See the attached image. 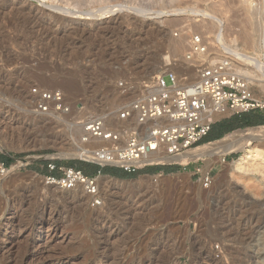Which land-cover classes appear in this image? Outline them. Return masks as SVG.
<instances>
[{"label":"rangeland","instance_id":"1","mask_svg":"<svg viewBox=\"0 0 264 264\" xmlns=\"http://www.w3.org/2000/svg\"><path fill=\"white\" fill-rule=\"evenodd\" d=\"M29 1L32 11L0 0V153L12 160L7 168L0 164V264H264V171L254 161V170L236 172L233 161L241 151L231 152L226 164L209 159L214 168L209 189L194 177L196 163L127 179L99 174L96 206L80 189L67 191L44 181L60 176L49 171L50 163L64 168L86 163L83 152L100 143L86 142L80 124L107 116L113 128L119 126L116 111L164 65L170 63L163 71L195 80L198 67L224 59L214 24L197 10L219 18L229 40L240 34L244 20L239 19L246 14L255 21L262 12L264 19V0H243L247 5L242 0ZM41 9L66 22H50ZM193 35L203 37L210 56L188 62ZM184 37L185 48L173 54L171 43ZM119 82L135 90L124 95ZM249 85L264 100V92ZM44 91L63 95L68 112L58 113L61 121H55L52 109L38 108V93ZM259 127L235 130L217 142ZM107 179L113 188L106 187Z\"/></svg>","mask_w":264,"mask_h":264},{"label":"built area","instance_id":"2","mask_svg":"<svg viewBox=\"0 0 264 264\" xmlns=\"http://www.w3.org/2000/svg\"><path fill=\"white\" fill-rule=\"evenodd\" d=\"M261 36L264 45V30ZM197 55L209 57V45L201 35L190 36L186 60L194 61ZM196 75L195 80H190L187 76L179 78L174 72L163 71L138 84L137 94L115 113L119 126L116 124L113 128V124L107 122V116L91 117L81 123L85 141L100 143L96 149L83 152L84 162L100 169L114 168L125 173L196 163L193 175L203 189H209L213 185V167L205 169L203 158L186 164L177 159L216 143L201 144L215 123L250 112H264V100L257 98L245 78L235 71L230 57L201 65ZM118 89L124 95L135 90L125 82H119ZM38 95L41 112L50 109L60 114L68 112L60 92L44 91ZM229 154L213 156L212 159L219 157L220 162L226 164ZM47 167L50 172H60L59 177L45 176L47 185L67 191L80 189L94 200L93 206L100 205V201L94 199L98 195L95 177L53 163Z\"/></svg>","mask_w":264,"mask_h":264},{"label":"bare ground","instance_id":"3","mask_svg":"<svg viewBox=\"0 0 264 264\" xmlns=\"http://www.w3.org/2000/svg\"><path fill=\"white\" fill-rule=\"evenodd\" d=\"M14 1L15 3L19 4L18 6L21 7V10H28L30 8H33V6H35L33 3H31L29 0H11ZM34 1V0H33ZM241 1V0H240ZM13 2V3H14ZM182 2V1H181ZM241 3V2H240ZM246 4L245 1L242 0V4ZM184 4V3H183ZM182 4V5H183ZM16 5V4H15ZM247 5V4H246ZM16 6V7H18ZM19 7V8H20ZM50 8V6H48ZM53 7V6H52ZM245 7V6H244ZM247 7V6H246ZM17 9V8H16ZM31 10V9H30ZM34 10V9H33ZM184 10V9H183ZM182 10V11H183ZM242 10V9H241ZM240 10V11H241ZM19 11V9H18ZM29 11V10H28ZM32 11V10H31ZM43 14H48V19L50 20V22L52 21V23H57L59 21H62L63 23H65V19L63 17H59L58 15H56L55 13L51 12V11H46V10H40ZM64 11V10H63ZM189 11V10H188ZM186 11V12H188ZM192 11V10H191ZM195 10H193L194 12ZM261 11V10H260ZM35 12V11H34ZM70 12V11H69ZM69 12L67 14H69ZM185 12V11H184ZM200 13L202 14V18L203 19H207L210 20L212 22V24H214V31L216 33L215 35V42L219 43L220 47L217 49V51H219V53L223 54V57H230L232 60L236 61L235 63L238 62V66L234 65L235 71L240 74L242 77L245 78L247 83H255V85H257V88H259L261 91L264 92V45L262 44V36L261 33L264 30V19L260 21V18L262 17V12L261 14H259V17L257 18V20L252 16H249L246 14L245 17H243L244 19L239 21H243L242 22V26H241V30L240 28L239 30V35L236 36L234 39H229L227 40L225 38V25L221 26L222 22L219 18H217L213 13L210 14L209 12L207 13L206 11H196L195 13ZM206 12V13H205ZM242 12V11H241ZM36 13V12H35ZM237 13V12H236ZM235 13V14H236ZM249 13V12H248ZM253 13V12H252ZM234 14V15H235ZM250 14V13H249ZM256 14V13H255ZM29 15V14H28ZM27 15V16H28ZM62 15H66V12L62 13ZM74 15V14H73ZM237 15V14H236ZM235 15V16H236ZM254 15V13H253ZM31 16V15H30ZM40 16V15H39ZM38 16V17H39ZM69 16V15H68ZM244 16V15H242ZM46 17V16H45ZM65 17V16H64ZM72 17V16H71ZM237 17V16H236ZM240 17V16H239ZM257 17V16H256ZM32 18H33V14H32ZM40 18V17H39ZM38 18V19H39ZM67 18V17H66ZM263 18H264V14H263ZM46 19V18H45ZM44 19V20H45ZM71 19V18H70ZM69 19V20H70ZM29 20V19H28ZM40 20V19H39ZM38 20V21H39ZM43 20V19H42ZM48 20V21H49ZM73 20V18H72ZM233 20V19H232ZM36 21V20H35ZM34 21V22H35ZM37 21V22H38ZM74 21V20H73ZM203 21V20H202ZM231 21V20H230ZM229 21V22H230ZM238 21V19H237ZM30 22V21H29ZM61 22V25H62ZM75 22V21H74ZM233 22V21H232ZM36 23V22H35ZM60 23V22H59ZM169 23H172L171 21H169ZM221 23V24H220ZM50 24V23H49ZM58 24V23H57ZM56 24V26H58ZM201 24V23H200ZM220 24V26H219ZM236 24V23H235ZM234 25V23H233ZM52 26V25H51ZM64 26V25H63ZM70 26V25H69ZM202 26V25H201ZM234 25L233 27L235 28ZM73 27V26H72ZM239 27V25L237 26ZM236 27V28H237ZM77 28V27H76ZM79 28V27H78ZM234 28H232L231 30H233ZM67 29V27H66ZM69 29V28H68ZM230 29V28H229ZM86 30V29H85ZM230 30V31H231ZM63 31V30H62ZM212 31V30H211ZM234 31V30H233ZM241 31V32H240ZM235 32L237 33V30H235ZM45 34V33H44ZM210 34V33H209ZM256 34L258 36V39H255ZM185 36V35H184ZM214 36V34H213ZM257 38V37H256ZM257 40V41H256ZM214 42V44H215ZM238 44L241 45V48H238ZM171 51L173 54H177L181 51H183V49L185 48V37L181 38L178 41L172 42L170 45ZM255 48H257V50H254ZM247 49H250V52H245ZM259 52V53H257ZM218 53V52H217ZM218 53V54H219ZM217 54V56H218ZM221 54V55H222ZM210 56V55H209ZM206 55H197L195 58L197 60H200L201 58H205ZM214 58V57H213ZM202 59V60H203ZM169 60V59H168ZM210 60V59H209ZM212 60V58H211ZM222 60V59H221ZM169 62V61H168ZM209 63V62H208ZM170 63L164 65L161 69V71H163L165 69V67L169 66ZM154 67V65H151L150 67L146 68L147 70H152V68ZM194 69V68H193ZM194 71V70H193ZM192 72V70H191ZM158 75V74H157ZM154 77V76H153ZM152 77L150 79H148L147 81L151 80ZM71 80V79H70ZM66 82V81H65ZM70 81H68V83L66 84L68 88L72 89V85L71 83H69ZM249 83V84H250ZM119 98V97H118ZM105 100V99H104ZM108 100V99H107ZM112 102V101H111ZM114 103V102H113ZM117 103V102H116ZM107 105V104H106ZM115 105V104H114ZM13 112V111H12ZM4 113H11L10 109L7 110V112ZM53 115L54 119L56 122L61 121V116L58 115V113H53L51 114ZM35 120H37L36 118H34ZM64 119V118H63ZM75 119V118H74ZM12 120V119H11ZM51 121V119H50ZM54 121V120H53ZM52 122V121H51ZM63 123V122H62ZM6 125V123H5ZM75 126H72V128ZM264 142V128H253V129H248L245 131H240L238 133H234L233 135H229L226 136L223 140L213 143L209 146H204L203 148L197 149L194 152H191V154L188 155H184L181 156L179 159H177V161L181 164H186L190 161H195L197 159L203 158L205 160V164L207 165V167L209 168V165L211 164L209 162V159H212L213 156H219L222 154H226V153H231V152H239L241 151L242 154L233 161V168L236 170V172L240 173V174H244L247 173L251 170H254V161H257L258 164L261 165V169H263L264 171V148L263 146H261V144ZM72 147V146H71ZM76 151V149H74ZM71 151V150H69ZM71 153L68 154H64L63 156H70ZM73 154V153H72ZM76 154V153H74ZM79 154V153H77ZM72 156V155H71ZM74 156V155H73ZM216 158V157H215ZM218 158V157H217ZM212 161V160H211ZM213 162V161H212ZM232 169V168H231ZM108 181H106V187L109 188H113V185L110 184L111 180L107 179ZM146 180H144L143 183H145ZM148 181V180H147ZM152 184L153 183H158L157 179L151 178ZM142 182V181H140ZM139 183V182H138ZM147 183V182H146ZM151 184V183H150ZM100 185V184H99ZM154 185V184H153ZM137 186V185H136ZM147 187V186H146ZM150 187V186H149ZM59 188V187H57ZM148 188V187H147ZM60 189V188H59ZM157 190V189H156ZM155 190V191H156ZM167 201L169 202L171 200V193H167ZM144 213V212H143ZM253 251V250H251ZM256 253V251H255ZM247 255V254H246ZM209 257V256H208ZM247 257V256H246ZM250 257V256H249ZM257 257V256H256ZM211 258V257H210ZM214 259V258H213ZM250 259H253V256L250 257ZM256 260V259H255ZM209 262V261H208ZM212 262V260H211ZM133 263V262H132ZM210 264V263H209ZM213 264V263H212ZM215 264V261H214Z\"/></svg>","mask_w":264,"mask_h":264},{"label":"trees","instance_id":"4","mask_svg":"<svg viewBox=\"0 0 264 264\" xmlns=\"http://www.w3.org/2000/svg\"><path fill=\"white\" fill-rule=\"evenodd\" d=\"M264 126V115L257 113H248L240 116H234L227 120L215 123L209 133V135L203 139L201 144H206L208 142H213L220 140L226 134H229L238 129H245L250 127ZM12 160L10 157L2 155L0 153V164L4 167H8ZM69 168L81 171L84 175L88 177H95L99 174L108 176L115 179H127L132 178L137 173L154 175L160 171L163 173H171L178 170V166H164V167H150L143 170L137 171L135 173H125L119 169L114 168H103L87 164V163H70L67 165Z\"/></svg>","mask_w":264,"mask_h":264},{"label":"water","instance_id":"5","mask_svg":"<svg viewBox=\"0 0 264 264\" xmlns=\"http://www.w3.org/2000/svg\"><path fill=\"white\" fill-rule=\"evenodd\" d=\"M1 154H3V155H5V156H7V157H10L8 154H6L5 152H2L1 151ZM21 161L23 162V163H25L27 160L26 159H21ZM105 177H107V178H111V177H108V176H105ZM115 179V178H114ZM115 180H118V179H115Z\"/></svg>","mask_w":264,"mask_h":264},{"label":"crops","instance_id":"6","mask_svg":"<svg viewBox=\"0 0 264 264\" xmlns=\"http://www.w3.org/2000/svg\"><path fill=\"white\" fill-rule=\"evenodd\" d=\"M227 119H229V118H227ZM227 119H223V120H227ZM223 120H221V121H223ZM220 122V121H219Z\"/></svg>","mask_w":264,"mask_h":264}]
</instances>
